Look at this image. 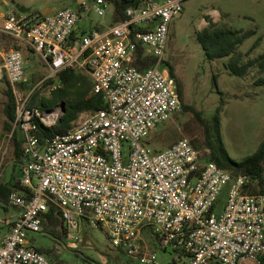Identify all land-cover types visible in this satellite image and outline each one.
Segmentation results:
<instances>
[{"label": "built area", "instance_id": "2783aa9c", "mask_svg": "<svg viewBox=\"0 0 264 264\" xmlns=\"http://www.w3.org/2000/svg\"><path fill=\"white\" fill-rule=\"evenodd\" d=\"M185 1L139 0L122 20L81 35L80 13L70 7L4 16L0 30L20 48L0 52V82L12 86L16 100L26 190L8 195L18 213L0 235V264H51L30 238L42 231L50 202L60 207L67 238L77 241L81 221L89 222L142 264L261 263L264 193L250 192L252 174L205 159L188 136L165 149L146 141L182 108L177 78L165 62L171 25ZM108 6L107 0L92 4L99 15ZM22 47L40 57L46 80L59 84L66 69L88 72L104 107L41 142L35 118L50 124L29 106L33 90L26 95L20 88L27 80ZM149 57L152 64H135ZM159 249L175 256L160 263Z\"/></svg>", "mask_w": 264, "mask_h": 264}, {"label": "rangeland", "instance_id": "374dc122", "mask_svg": "<svg viewBox=\"0 0 264 264\" xmlns=\"http://www.w3.org/2000/svg\"><path fill=\"white\" fill-rule=\"evenodd\" d=\"M94 0H0V12L9 9L25 14L41 13L49 15L64 7H70L80 13L77 33L81 35L96 26H109L113 22V5L109 4L105 15H99L92 7ZM83 5L88 8L84 10ZM21 8H25L21 11ZM216 22L220 27L240 30H256L237 53L243 57L241 64L259 57L264 53V0H186L185 11L175 17L171 25L168 59L175 66L176 73L184 88L185 102L202 112L209 124L215 123V115L219 112L221 119L222 138L231 157L243 161L255 154L264 142V70L259 65L250 67L245 77L231 74L227 64L232 57L209 60L198 38V33ZM1 28V26H0ZM260 40V44L250 53V49ZM10 38L0 30V52L13 46ZM25 60V87H20L26 95L32 90L37 92V102L51 96V91L58 85L46 84L48 69L40 57L22 47ZM238 55V54H237ZM6 84L0 82V182L19 181L22 163L16 162L11 133L5 129L7 117L5 104ZM33 95V94H32ZM29 98V102L31 97ZM62 103L43 110V116L50 125L55 124L62 115ZM57 114L49 119L50 114ZM90 115V112L80 114L78 120ZM210 130L192 110L181 108L171 119L155 128L146 140L154 149H165L188 136L203 146L204 156L211 154L208 147ZM15 165V171L13 167ZM13 191L21 192V182ZM227 194H223L226 199ZM220 210V209H219ZM18 213L17 209L6 203L0 204V235L8 227ZM77 241L65 238L61 250L62 257L74 264H108L110 254H116V248L104 228L94 227L89 222L81 221ZM33 246L40 247L51 242L44 232H32ZM159 251L160 263L168 262L175 256L172 251ZM126 258V255L124 256ZM133 264H142L131 258ZM246 261H243L244 263ZM112 264V263H109ZM245 264H262L249 260Z\"/></svg>", "mask_w": 264, "mask_h": 264}, {"label": "trees", "instance_id": "16d2710c", "mask_svg": "<svg viewBox=\"0 0 264 264\" xmlns=\"http://www.w3.org/2000/svg\"><path fill=\"white\" fill-rule=\"evenodd\" d=\"M107 1L109 4L113 5V22L122 20L125 16V10L128 7L136 6L139 3V0ZM256 32V30L245 31L240 29L220 27L218 23L213 21L210 23L209 27L198 33V38L209 60L232 57V59L227 64L231 74L245 77L252 66L259 65L260 70H264V53L244 64H241L239 61L242 59L243 54L237 53L240 45H242L250 36L256 34ZM260 40H262V37H260L256 44L250 49V53L260 44ZM9 42V44L13 47L20 48V46L17 45L12 37L10 38ZM152 63L153 61L151 57L140 60V63L135 62L139 68H143ZM165 63L170 68L171 74L177 78L179 92L183 101L182 108L186 111H194L200 120L205 123L208 130H210L209 139L206 145L211 148V154L208 155V157L205 156V159L216 161L221 167L232 171L233 173L252 174L254 183L250 188V192L264 193V142L260 145L258 151L255 154L247 157L243 161H237L231 157L222 138L220 113L218 112L215 115V123L213 125L207 123L201 111L185 102L184 88L176 73L173 62L167 57ZM259 81L260 83L264 82V78L260 79ZM55 82L57 81L54 79L46 80V84H53ZM59 82L60 83L55 85V87L52 89L50 97L42 98L39 103L37 102V92H35L33 93L29 102V106L37 107L39 109L41 108L43 110H48L61 101L65 103V112L55 124L46 125L40 119V117L35 118V122L37 124L35 133L41 142H44L47 138L66 133L70 128L73 127L81 113L94 112L104 107L102 96L92 92V79L85 70L66 69L61 72L59 76ZM5 84V94L7 96V101L5 104V114L7 117L5 129L11 133L16 162L22 163L23 165L24 138L22 132L16 127L14 128V121L16 117V100L13 94L12 86L7 81H5ZM25 84L26 82L21 84L23 88L25 87ZM147 142L150 143L149 141ZM192 142L199 149L203 148V146L200 145L198 141L193 139ZM15 168L16 167L14 165L13 172L15 171ZM19 181L14 182L10 180L7 182H0V204L6 202L8 203V195L14 190L15 187L18 186ZM21 188L22 190H26L22 184ZM41 232H44L49 238H51V242L49 244L35 248L45 254L50 260L51 264H74L62 257L61 250L63 248V244L65 243L67 228L64 223L60 207L52 202L49 203V208L43 215ZM125 255L126 253L123 250L116 248V254H110L109 263L133 264L132 259L124 257ZM261 263L264 264V257L261 258ZM216 264L222 263L217 262Z\"/></svg>", "mask_w": 264, "mask_h": 264}, {"label": "crops", "instance_id": "0c3cea01", "mask_svg": "<svg viewBox=\"0 0 264 264\" xmlns=\"http://www.w3.org/2000/svg\"><path fill=\"white\" fill-rule=\"evenodd\" d=\"M10 11H15V9L12 8V9H9V10H7V11H2V12H0V24L2 23V20H3L4 16H5L7 13H9ZM22 191H23V190H22ZM16 215H17V214H16ZM14 217H15V216H14ZM7 230H8V227H7ZM7 230H6V231H7ZM6 231H5V232H6ZM5 232H4V233H5ZM4 233H3V234H4ZM248 261H249V260H248ZM248 261H246V262H244V263H241V264H245V263H247Z\"/></svg>", "mask_w": 264, "mask_h": 264}, {"label": "water", "instance_id": "95a60500", "mask_svg": "<svg viewBox=\"0 0 264 264\" xmlns=\"http://www.w3.org/2000/svg\"><path fill=\"white\" fill-rule=\"evenodd\" d=\"M20 10H21V11H24L25 8H21ZM61 106H62V114H63V113L65 112V103L63 102ZM49 117H50V115H49ZM52 118H53V117H52Z\"/></svg>", "mask_w": 264, "mask_h": 264}, {"label": "bare ground", "instance_id": "6f19581e", "mask_svg": "<svg viewBox=\"0 0 264 264\" xmlns=\"http://www.w3.org/2000/svg\"><path fill=\"white\" fill-rule=\"evenodd\" d=\"M53 116H55V117H56V116H57V114H53V113H52V114H50V118H49V119H52V117H53Z\"/></svg>", "mask_w": 264, "mask_h": 264}]
</instances>
